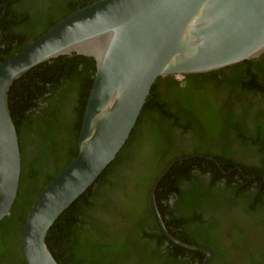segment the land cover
<instances>
[{
    "label": "trees",
    "instance_id": "obj_1",
    "mask_svg": "<svg viewBox=\"0 0 264 264\" xmlns=\"http://www.w3.org/2000/svg\"><path fill=\"white\" fill-rule=\"evenodd\" d=\"M95 1L0 0V60ZM221 70L230 72L222 83L264 98V55ZM95 73L94 57L61 55L31 68L9 90L22 170L10 214L0 221V264H28L27 215L45 186L78 155ZM161 78L116 158L49 230L47 244L59 264H202L206 253L171 240L152 202L155 180L178 158L155 189L175 238L209 249L207 264L218 258L233 264L235 252L218 243L221 226L248 213V237L264 236V109L251 110L250 103L235 114L199 101L175 111L158 90ZM187 135L192 144L181 147L179 139ZM239 207L243 212H235ZM260 256L253 264H264V252Z\"/></svg>",
    "mask_w": 264,
    "mask_h": 264
},
{
    "label": "water",
    "instance_id": "obj_2",
    "mask_svg": "<svg viewBox=\"0 0 264 264\" xmlns=\"http://www.w3.org/2000/svg\"><path fill=\"white\" fill-rule=\"evenodd\" d=\"M73 53L95 58L94 83L78 155L45 186L27 215L28 264H59L47 244L49 230L116 158L159 77L211 72L264 55V0H98L0 60V221L10 214L22 170L9 90L31 68ZM179 159L155 180L153 205L166 235L206 253L207 264L211 251L175 238L157 206L156 186Z\"/></svg>",
    "mask_w": 264,
    "mask_h": 264
},
{
    "label": "flooded vegetation",
    "instance_id": "obj_3",
    "mask_svg": "<svg viewBox=\"0 0 264 264\" xmlns=\"http://www.w3.org/2000/svg\"><path fill=\"white\" fill-rule=\"evenodd\" d=\"M221 71L219 69L215 70V72L200 73L197 76H193V74L163 76L158 90L170 100L171 106L175 111L182 109L180 107L183 105L195 104V102L199 101L208 104L207 106L209 107L218 105L225 111L235 114L242 113L244 108H248L250 103L253 104L251 110L256 108L264 109V98L261 94L256 98H250L242 90L234 89L230 85L222 83L230 72ZM207 76L212 78H207ZM257 101H260L259 105ZM179 143L181 147L190 146L192 144L190 135H187L185 139H179ZM233 145V150H241V146ZM246 150L249 151V149ZM249 152L254 153L253 151ZM235 212H243V210L239 207L235 209ZM235 218V222L230 224L229 227L223 228L221 226L222 234H219L218 243H226L231 248L230 250L235 252L233 264H253L254 261L261 257L260 252H264V236L252 238L251 235L248 237L249 230L246 229V224H250L248 213H238ZM253 219L256 221L258 218L253 215ZM107 242L109 243L110 241L107 239ZM225 263L226 261L223 258H218L217 262L212 261L210 264Z\"/></svg>",
    "mask_w": 264,
    "mask_h": 264
},
{
    "label": "rangeland",
    "instance_id": "obj_4",
    "mask_svg": "<svg viewBox=\"0 0 264 264\" xmlns=\"http://www.w3.org/2000/svg\"><path fill=\"white\" fill-rule=\"evenodd\" d=\"M107 213V212H106Z\"/></svg>",
    "mask_w": 264,
    "mask_h": 264
}]
</instances>
